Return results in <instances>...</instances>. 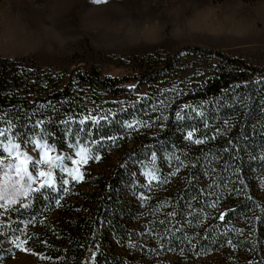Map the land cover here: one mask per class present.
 I'll use <instances>...</instances> for the list:
<instances>
[{
    "label": "trees",
    "instance_id": "1",
    "mask_svg": "<svg viewBox=\"0 0 264 264\" xmlns=\"http://www.w3.org/2000/svg\"><path fill=\"white\" fill-rule=\"evenodd\" d=\"M183 51L208 66L0 61V159L38 143L60 157L0 228V264L25 241L38 264H264V67Z\"/></svg>",
    "mask_w": 264,
    "mask_h": 264
},
{
    "label": "rangeland",
    "instance_id": "2",
    "mask_svg": "<svg viewBox=\"0 0 264 264\" xmlns=\"http://www.w3.org/2000/svg\"><path fill=\"white\" fill-rule=\"evenodd\" d=\"M184 48L264 67V0H0V61L26 59V66L34 63L55 74L96 66L121 77L131 73L120 65L123 60L182 52L190 71L208 66L206 59L192 57ZM146 93V88L139 91L140 96ZM2 135L4 142L7 136ZM42 151L10 149L0 159L2 231L12 228L9 213L27 205L45 180L39 175L47 170ZM18 166L27 173H18ZM35 251L25 241L7 252L5 264H38Z\"/></svg>",
    "mask_w": 264,
    "mask_h": 264
},
{
    "label": "snow or ice",
    "instance_id": "3",
    "mask_svg": "<svg viewBox=\"0 0 264 264\" xmlns=\"http://www.w3.org/2000/svg\"><path fill=\"white\" fill-rule=\"evenodd\" d=\"M95 2L99 3V2H102V0H95ZM189 137L191 138V133H189ZM196 143H200V141H195ZM13 147H18V145H14ZM37 147H41L43 149L42 151V158L46 159V161L49 163V164H52L54 160H59L60 157L59 156H56V157H52L50 155H48V152L50 151V149H48L47 145H40L39 143L37 144ZM77 155H83V150H81V152L77 153ZM17 159H20L19 155H17L16 157ZM86 159V158H85ZM95 159H99V157H95ZM26 163V160H21V165H24ZM73 163H78V161H73ZM17 172L20 173V172H24V173H27V169L26 168H23L21 166H18L17 167ZM71 174V173H70ZM39 175L41 177H47L48 179L44 180L41 182V187H44L46 185H50L51 184V173L48 172H43L41 171L39 173ZM77 180L79 179H82V174H77V176L75 177ZM28 179L31 181L33 179V177L28 174ZM65 183H67V181H65ZM16 247L20 248L21 245L20 244H17Z\"/></svg>",
    "mask_w": 264,
    "mask_h": 264
}]
</instances>
